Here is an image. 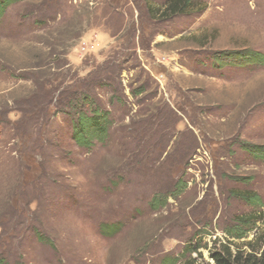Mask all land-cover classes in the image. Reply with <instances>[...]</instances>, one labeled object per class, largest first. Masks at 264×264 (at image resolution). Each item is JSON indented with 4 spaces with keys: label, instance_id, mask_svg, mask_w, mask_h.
<instances>
[{
    "label": "rangeland",
    "instance_id": "obj_1",
    "mask_svg": "<svg viewBox=\"0 0 264 264\" xmlns=\"http://www.w3.org/2000/svg\"><path fill=\"white\" fill-rule=\"evenodd\" d=\"M162 4L23 0L1 18L7 264H214L222 246L262 245V222L244 240L228 231L264 218V161L242 147L264 146V66L218 68L212 56L264 54V0H195L152 18ZM86 95L88 115L111 121L91 148L75 144L65 108Z\"/></svg>",
    "mask_w": 264,
    "mask_h": 264
},
{
    "label": "trees",
    "instance_id": "obj_2",
    "mask_svg": "<svg viewBox=\"0 0 264 264\" xmlns=\"http://www.w3.org/2000/svg\"><path fill=\"white\" fill-rule=\"evenodd\" d=\"M23 0H0V20L5 12L11 6L22 2ZM147 4L157 0H146ZM163 4L159 8L147 7L149 15L155 18V14L159 13L163 19H171L176 16H183L190 13L195 4V0H159ZM213 63L218 68L223 67H252L264 66V54L260 52H252L250 50L239 51H221L213 54ZM89 97L84 96L79 101L70 100L65 103V108L73 113L74 128L73 140L75 144L84 148H91L95 142L105 139L111 127L109 114L99 108L91 110L92 115H88L89 111L84 109V103ZM85 100V101H84ZM246 152L255 160L264 161V146L242 145ZM181 182L176 184L175 191L181 192ZM173 195V193L171 194ZM242 196V195H241ZM243 199L250 204L260 205V199L253 193H247ZM166 198L162 195H156L151 201V207L158 210L166 205ZM258 222H262L264 228L263 217H237L234 225L229 229L228 236L236 240H244L248 238L249 233ZM108 233V232H107ZM249 252L238 251L234 254L226 246L211 252V259L214 264H264V240L260 248H255L252 243H247ZM194 250H197L195 248ZM0 264L7 262L0 257ZM187 264H192L189 262Z\"/></svg>",
    "mask_w": 264,
    "mask_h": 264
}]
</instances>
